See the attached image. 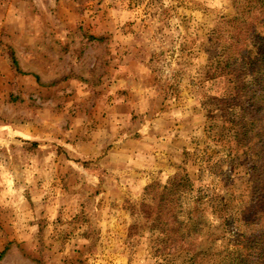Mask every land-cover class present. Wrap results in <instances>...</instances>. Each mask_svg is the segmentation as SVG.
<instances>
[{
    "label": "rangeland",
    "instance_id": "obj_1",
    "mask_svg": "<svg viewBox=\"0 0 264 264\" xmlns=\"http://www.w3.org/2000/svg\"><path fill=\"white\" fill-rule=\"evenodd\" d=\"M256 8L0 0V264H189L181 232L195 264L244 253L264 231L259 123L236 105L254 78L214 66Z\"/></svg>",
    "mask_w": 264,
    "mask_h": 264
},
{
    "label": "trees",
    "instance_id": "obj_2",
    "mask_svg": "<svg viewBox=\"0 0 264 264\" xmlns=\"http://www.w3.org/2000/svg\"><path fill=\"white\" fill-rule=\"evenodd\" d=\"M252 2L257 4L255 10L258 16H248L246 18L241 12L237 13V16L233 18L234 25L227 31V36L224 38L223 48L217 56L219 58L216 60L214 69L216 71L221 65H224L228 74L234 77L238 85L245 75L254 78V88L250 94L246 91L247 87L245 86L247 85L241 84V89L238 90L236 96V105L242 112L240 123H259V131L255 134L251 147H259L264 156V42L258 44V46L254 45L257 22L264 18V0H248V3ZM8 56L14 70L17 73H24L20 70L18 61L11 49ZM263 175L262 180H264ZM180 186L182 185L180 184ZM262 197L264 198V195ZM164 201L165 198L163 197L160 214L166 211L167 204ZM171 215V212H169V219L171 220L164 222V225L170 229V233H175L177 229L171 226L173 224ZM232 219L229 222L231 226L234 223ZM180 234V239L169 240L166 247L173 251H191L189 264H195L199 252H194L193 242L186 239V237L189 238V234L183 232ZM217 240L219 239L216 238ZM236 251H233L235 255L233 253L219 255L215 264H264V231L247 240L244 253H236Z\"/></svg>",
    "mask_w": 264,
    "mask_h": 264
}]
</instances>
